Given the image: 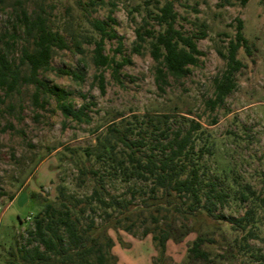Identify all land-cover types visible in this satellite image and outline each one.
<instances>
[{"label":"rangeland","instance_id":"rangeland-1","mask_svg":"<svg viewBox=\"0 0 264 264\" xmlns=\"http://www.w3.org/2000/svg\"><path fill=\"white\" fill-rule=\"evenodd\" d=\"M166 1L172 2L177 13L176 28L195 37L202 55L187 67L185 76L168 75L167 83L159 87L149 43L138 53L132 48L137 26L160 28L147 13L156 12L158 4ZM159 2L0 0V55L9 60L11 68L19 66L20 76L27 75L20 58L24 49L33 48V42L21 11L31 17L43 16L48 28L64 36L68 47L54 48L50 68L40 70L38 78L68 91L66 101L76 110L83 108L81 119L75 120L63 115L52 96L40 93L35 99L34 84L19 81L8 93L6 84H0V264H16V248L25 243L34 215L46 200L61 195L85 199L95 185L96 170L103 174L108 191L131 209L130 220L120 216L122 224L133 223L132 232L108 229L119 264H260L255 256L264 253V206L242 200V192L250 185L256 195L264 197V0L245 4L241 0ZM237 18L243 22L250 52L238 49L237 59L243 67L234 75L237 87L211 110L207 101L214 95V79L226 67L216 49L225 52ZM91 20L105 25L102 52L110 62L100 68L92 55L101 34ZM121 60L126 61L114 72L115 62ZM57 69L78 77L59 74ZM99 74L104 76L103 92ZM158 119L163 123L154 131ZM193 123L198 124L193 131L194 151L192 159L184 161L196 164L203 192L213 185L227 194L223 203L217 202L214 214L235 219L252 207L254 218L242 231L205 212L175 213L172 235L161 256L152 233L143 235L146 227L153 226L151 213H159V223L165 221L168 204L159 203L164 208L156 211L158 204L152 197H160L161 191L151 192L149 181L125 180L121 173H114L107 156L111 146L116 157L130 150L119 137L143 139L145 145L138 150L143 155L154 144L167 141L161 129L169 133L179 127L185 132ZM111 126L117 129L112 131ZM98 154L103 156L98 158ZM22 192L27 199L19 205ZM248 229L256 236L246 242L242 236ZM197 237L203 239L200 249L208 261L189 255Z\"/></svg>","mask_w":264,"mask_h":264},{"label":"trees","instance_id":"trees-1","mask_svg":"<svg viewBox=\"0 0 264 264\" xmlns=\"http://www.w3.org/2000/svg\"><path fill=\"white\" fill-rule=\"evenodd\" d=\"M158 4L159 0H155ZM245 4L247 0H241ZM156 12H149L147 15L156 20L160 27L140 24L135 28V43L133 50L139 52L145 42H148L149 53L155 61V76L158 86L167 83L168 75L175 78H182L188 71L189 65L196 64L199 51L195 37L185 35L175 26L177 13L174 11L171 1L158 4ZM22 21L26 33L32 38L33 48L24 49L20 58L21 65L28 68V74L20 76L19 66L14 69L5 56L0 55V84H6V92L12 91L19 81L26 84H34L36 87L35 99L40 93L52 96L59 109L65 117L80 120L83 115V108L77 110L66 101L69 92L58 85H49L38 78V72L50 68V60L54 48L64 49L68 47L65 38L58 31L48 28L46 19L41 15L31 17L25 10L21 11ZM236 31L229 39L225 52L216 49L218 55L225 60L226 67L220 76L214 79L213 97L207 101V106L213 110L215 106L221 105L227 95L237 87L234 79L235 73L243 67L242 62L237 59V51L244 47L249 53L250 45L243 35V22L237 18ZM91 24L101 34L100 40L95 42L92 60L97 68L109 65L110 59L103 54V37L105 25L101 21L91 20ZM205 32H200L204 37ZM121 44L119 43V49ZM121 60L115 62L113 68L117 72L124 64ZM59 74L78 77L69 70L57 69ZM99 88L104 91V76H97ZM165 122V121H164ZM159 119L153 124L156 131L160 128ZM198 127L193 123L189 128L183 130L176 128L169 133L161 129L160 134L166 138L164 144L156 143L148 154L140 155L138 150L144 146V140H125L119 137L130 150L120 157L114 153V146H111L107 159L112 161L114 173H121L125 180L132 178L142 182L149 181L151 192L161 191V196H152L154 203L158 204L156 211L165 208V221L159 223V213H151L154 221L153 226L146 227L143 235L152 233V239L156 241L162 256L166 250V241L171 237L172 216L182 214L183 216L194 212H205L208 216H214L218 220L227 221L233 229L245 231L246 226L254 218L253 209L250 207L244 215L233 219L231 216L214 214L217 202L223 203L227 194L217 191L212 185L207 191H202L201 178L196 164L186 163L190 161L194 151L193 131ZM117 128L111 126L114 131ZM157 149L158 152H154ZM98 158L103 155L98 154ZM96 177L92 192L85 199L70 196L69 199L62 195L56 200H46L42 209L36 212L33 218V225L27 230V238L24 244L16 248V264H119L117 257L112 253L113 239L108 234V229H123L132 232L133 223L122 224L123 219L130 220L131 209H127L124 200L111 194L106 188L104 176L97 170L93 172ZM246 192H242L244 201H250L253 205L264 206V197L260 198L252 190L250 185H245ZM189 200V204H187ZM146 203V201H143ZM100 211L99 222L96 221V214ZM255 233L248 229L243 240L255 237ZM203 239L197 237L189 248V255L208 261V255L200 249ZM235 243L240 245L238 239ZM247 245V244H246ZM260 264H264V253L255 256Z\"/></svg>","mask_w":264,"mask_h":264},{"label":"water","instance_id":"water-1","mask_svg":"<svg viewBox=\"0 0 264 264\" xmlns=\"http://www.w3.org/2000/svg\"><path fill=\"white\" fill-rule=\"evenodd\" d=\"M26 199H27L26 193H25V192H22V193L19 195L18 199H17V203H18L19 205H22V204L26 201Z\"/></svg>","mask_w":264,"mask_h":264}]
</instances>
